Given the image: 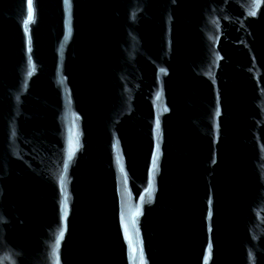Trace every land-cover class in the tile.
<instances>
[{
    "label": "water",
    "instance_id": "95a60500",
    "mask_svg": "<svg viewBox=\"0 0 264 264\" xmlns=\"http://www.w3.org/2000/svg\"><path fill=\"white\" fill-rule=\"evenodd\" d=\"M0 264H264V0H0Z\"/></svg>",
    "mask_w": 264,
    "mask_h": 264
}]
</instances>
